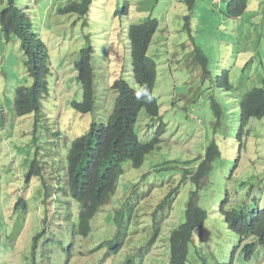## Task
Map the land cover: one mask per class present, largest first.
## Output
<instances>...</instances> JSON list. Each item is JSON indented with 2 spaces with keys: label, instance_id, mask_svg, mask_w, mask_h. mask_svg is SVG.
Returning a JSON list of instances; mask_svg holds the SVG:
<instances>
[{
  "label": "rangeland",
  "instance_id": "rangeland-1",
  "mask_svg": "<svg viewBox=\"0 0 264 264\" xmlns=\"http://www.w3.org/2000/svg\"><path fill=\"white\" fill-rule=\"evenodd\" d=\"M73 1L80 0L21 1L31 18L32 31L39 33L49 53L48 94L41 99L37 116L19 118L13 113L15 88L31 86L32 78L21 39L12 36L6 40L0 28V264H166L164 235L152 252L141 257V248L153 235L151 211L157 209L159 198L179 184L184 168L195 170L212 140L219 145L222 157L213 162L200 193V204L208 212L206 223L215 228L212 248L199 255L192 248L188 264L227 260L235 236L218 212L223 200L220 196H225L228 189L230 205L264 206V117L251 118L246 127L248 135L241 139L237 136L240 98L264 85V0H247L245 10L237 17L228 13L232 0H194L192 11L187 0H93L87 16L89 26H83V19L74 13L60 14L65 4ZM6 2L0 0V10ZM125 2L127 15H115ZM186 16L190 17L188 24ZM148 18L158 21L147 54L157 65L153 94L161 118L152 121L142 110L136 129L141 138H147L158 122H163L165 131L140 167L124 162L115 192L90 221L89 234L74 235L78 203L68 197L59 178H55H63L65 144L76 133L80 135L78 130H84L88 121H107L118 95L117 90L109 89L115 79L122 78L137 88L128 54L127 28ZM88 33L95 48V103L91 112L81 114L70 104L81 98L75 62ZM106 49L109 51L103 53ZM225 77L229 90L217 86V78ZM212 100L223 110L222 125L217 129ZM34 161L45 175L34 176L27 189L26 173ZM192 188L190 182L180 187L166 222L168 228L183 221ZM21 198L27 208L18 205L13 210ZM125 204L133 206L135 212L129 222V237L114 254L109 242L120 239L115 217L118 210L126 209ZM124 213L128 210L121 217ZM36 235L38 248L33 252ZM13 244L20 260L8 250ZM257 264H264L263 255Z\"/></svg>",
  "mask_w": 264,
  "mask_h": 264
},
{
  "label": "trees",
  "instance_id": "trees-1",
  "mask_svg": "<svg viewBox=\"0 0 264 264\" xmlns=\"http://www.w3.org/2000/svg\"><path fill=\"white\" fill-rule=\"evenodd\" d=\"M22 0H7L0 10V28L3 35L9 39L12 36L21 39V46L24 54L28 58L29 70L35 76L37 85L45 83L44 76L49 74V67L46 61L47 52L39 33L32 31L33 24L26 9L21 5ZM93 0L73 1L65 4L60 10V14L74 13L79 18L84 19V23L89 26L88 13ZM188 8L192 11L194 0H187ZM2 5V4H1ZM247 0H232L228 6L229 16H240L245 10ZM128 3L125 2L116 10L119 17L127 15ZM187 24L189 16L185 17ZM88 21V22H87ZM86 24H83L86 26ZM158 27L157 19L148 18L140 24H131L127 28L128 52L132 65V72L137 83L134 89L121 79L114 80L112 88L118 91V97L112 107L108 126L100 125L82 135L72 142V146L67 156L66 169L63 166V178L59 181L63 184V189L70 199L80 204L78 214V230L86 235L90 231L89 223L100 206L105 205L115 190V180L121 173L122 164L129 160L134 167H139L145 156L152 152L160 142V136L165 131V124L158 122L153 129V125L148 128L153 129L150 138L141 139L137 129L138 114L145 110L152 121L161 118L160 105L153 94V88L157 77V65L148 56L147 51L154 32ZM86 44L81 48L79 60L75 62L77 81L80 85L83 102L75 104V107L85 113L92 106L93 88V59L95 48L91 40V34H86ZM199 56L198 49L195 51ZM109 56L110 53H109ZM207 73V70H204ZM42 77L39 80L38 75ZM227 75V72H224ZM222 86L229 90L226 77L223 78ZM24 90V89H20ZM33 95L38 96L37 88H33ZM214 127L217 129L222 122L223 111L217 104L213 105ZM238 118L240 128L238 138L248 135L246 128L251 118L261 119L264 117V85L249 90L239 102ZM219 145L212 140L205 149L204 156L200 157L199 163L194 171L184 168L180 176L179 184L168 191L161 202L163 205L173 199L175 193L182 187L187 179L194 188L190 189V196L199 195L200 187L205 186L208 181V174L211 171L214 160L221 158ZM29 171L27 179L32 176H44V169L38 167L36 163ZM55 174H59L54 170ZM206 177V179H205ZM204 179V184L202 180ZM243 182V181H242ZM244 183V182H243ZM225 196H220V209L225 215L227 228L246 238L258 237L264 244V210L258 209L253 213L248 212V207L238 205L228 206V190ZM127 207V205L125 204ZM229 209H226V208ZM128 213H124L122 219L131 216L132 206L128 207ZM207 217V212L202 207H196L191 199L186 210V222L179 226L171 238V252L169 253L168 264H186L189 261V244L192 242L193 231L202 224ZM224 217V216H223ZM251 219V220H249ZM119 222L118 214L115 217ZM214 228V227H213ZM154 229H159L158 224ZM215 229V228H214ZM203 243V241H201ZM111 250L119 251L123 247V241L119 243L109 242ZM248 244L245 245V248Z\"/></svg>",
  "mask_w": 264,
  "mask_h": 264
},
{
  "label": "clouds",
  "instance_id": "clouds-1",
  "mask_svg": "<svg viewBox=\"0 0 264 264\" xmlns=\"http://www.w3.org/2000/svg\"><path fill=\"white\" fill-rule=\"evenodd\" d=\"M93 3V1H92ZM92 3L90 4V7L92 5ZM90 11V10H89ZM115 15H116V11H115ZM118 16V15H117ZM78 17V16H77ZM78 19H82V18H79ZM84 21V19H83ZM88 22V21H87ZM83 24H86V23H83ZM33 26V25H32ZM84 26V25H83ZM86 26H88L86 24ZM5 37V36H4ZM6 40H9L5 37ZM45 48H46V52H47V58H46V61H47V64H48V67H49V53H48V49L46 47V45L44 44V42L42 43ZM81 50V49H80ZM109 51V49H106L105 51H103V53H107ZM24 53V51H23ZM80 54H81V51L79 52V58H80ZM129 54V52H128ZM25 55V54H24ZM111 57V56H110ZM79 60V59H78ZM94 68V67H93ZM76 70V69H75ZM28 71H29V65H28ZM30 76L32 78V84L31 86H17L15 88V91H14V97H12V109H13V113L16 117H19V118H24V117H28L30 115H34V116H37L38 115V112H39V109H40V104H41V99L43 97H45V95L48 94V74L44 76V79H45V83L41 84V85H37L38 83H36L34 80L36 79L35 76L32 75L31 71H30ZM41 74L38 75V78L39 80H41ZM93 76H94V72H93ZM117 79H121V78H117ZM115 79V80H117ZM227 81L228 82V77H226ZM76 81H77V72H76ZM114 82V81H113ZM113 82L112 84L110 85L109 89L113 90L114 88H112V85H113ZM224 81L217 78V86L222 89V90H225L224 87L222 86V83ZM78 83V81H77ZM229 84V83H228ZM79 85V83H78ZM33 88H37V92H38V96L33 95ZM79 88H80V85H79ZM14 89V88H13ZM20 89H24V90H20ZM116 90V89H114ZM13 91V90H12ZM81 91V89H80ZM118 97V95H117ZM117 97L114 99V102L112 104V107L114 106V103L117 99ZM241 100V98H240ZM83 102V97L81 96L80 100H73L70 104V108L74 109L76 112L78 113H81V114H86V113H89L93 110L94 108V103H95V93H92V106H91V109L89 111H86L85 113H83L82 111H79L76 107H75V104H81ZM214 104H217L219 105L220 103H218L217 101H214L212 100V103H211V106H212V110H213V105ZM221 106V105H220ZM222 108V107H221ZM112 110V108H111ZM223 111V110H222ZM214 112V111H213ZM238 112H239V106H238ZM110 114H111V111H110ZM110 114L108 116V119L106 122H96V121H88V123L85 125V128L84 130H78L80 131V135L76 136L78 133L75 134V136H73L68 142H66L65 144V150H66V153H65V159H66V163L64 165V168L66 169V165H67V156L69 155V152H70V149H71V146H72V142L77 139L78 137L82 136V135H85V134H88L90 131H92L93 129L97 128L98 126L100 125H103V126H108V123H109V117H110ZM239 114V113H238ZM139 116V114H138ZM223 116V115H222ZM151 119V118H150ZM238 119V125H239V128H240V122H239V118ZM221 125H222V122H221ZM220 125V127H221ZM156 127V126H155ZM154 127V128H155ZM218 127V128H220ZM215 129V127H214ZM239 131V129H238ZM138 132V131H137ZM55 134H57V132H55ZM140 138L142 137L140 135V133L138 132ZM150 136V135H149ZM147 137V139H149L150 137ZM237 136H238V133H237ZM141 139H145V138H141ZM212 142V141H211ZM216 143V141H215ZM217 144V143H216ZM218 145V144H217ZM145 158L146 156L144 157L143 159V162L141 163V165L144 163L145 161ZM127 161V160H125ZM124 161V162H125ZM216 161V160H214ZM213 161V162H214ZM123 162V164H124ZM128 162L130 163V165L132 167H134L131 162L128 160ZM34 163H36V165L38 167L39 164L37 161H34L30 164L29 166V170L28 172L26 173V179H25V186L26 188L28 189L31 185V181H32V177H30L29 179H27V176L29 174V171L32 169V167L35 165ZM123 164H122V168H121V173L117 176L116 180H115V189H116V184H117V181L119 179V177L123 174L124 172V168H123ZM140 165V166H141ZM213 165V164H212ZM139 166V167H140ZM134 168H138V167H134ZM209 175L207 176V178H209ZM231 177V175H229V178ZM189 182V179H187V181L185 183ZM204 182V179L202 180V183ZM204 184V183H203ZM176 187V186H175ZM173 187V188H175ZM173 188H171L169 191H172L174 190ZM202 188L203 187H200V191H199V195H196V196H190V190H189V196H188V199L185 203V208H184V219L183 221H181L177 226H175L174 228L170 229L166 226V222L169 220L170 216H171V212H172V208H173V204L175 202V199L176 197L178 196L179 192H180V189L175 193L173 199H171V201H167L165 202L163 205H161V202L163 201V199L165 198L166 194L164 196H162L161 198H159V201L157 202V209L156 210H152L151 211V214H152V223H153V235L150 239V241L141 248L140 252H141V257L142 259L148 255L150 252H152L153 248H154V245L156 244V242L159 240V238L164 235L167 237V246H168V257H167V263L168 264V260H169V253L171 252V238L173 236V232H175V230L181 226L183 223L186 222V210H187V207H188V203L189 201L192 199L194 201V204L196 207L200 206L202 207L203 209H205L201 204H200V193L202 191ZM228 190V189H227ZM115 192V190H114ZM113 192V193H114ZM113 195V194H112ZM111 195V196H112ZM110 196V197H111ZM227 199H228V206L231 207L230 205V200H229V191H228V195H227ZM73 202H76L78 203L77 201L71 199ZM18 205H21L22 209H26L27 208V203L24 199H20L18 200L15 205L13 206V210H15L17 208ZM125 206V205H124ZM130 205H127L126 209H120L117 211V214L119 216V222H118V226H117V229H116V234L119 235L120 239L119 241L117 242V240H115V242L119 243L120 241H123V246L125 244V242L127 241L128 237H129V222L131 220V217L133 215V213L135 212L134 211V207L133 209L131 210V216H129V219H128V222L127 224L125 223V220L122 219L121 217V214L123 213L124 210H128V207ZM78 207H79V211H78V214L80 212V204L78 203ZM104 206H100L98 211L103 208ZM244 208H247L245 206H242ZM226 209H229L228 207ZM248 212L250 213H253V209H255L254 211L257 212L258 209H261V210H264V206H257L255 208H250L248 207ZM206 210V209H205ZM97 211V212H98ZM96 212V213H97ZM207 212V210H206ZM218 212L220 213L221 217L223 218V221L225 223V215L223 213V211L220 209V207L218 208ZM96 213L94 214V216L96 215ZM208 213V212H207ZM93 216V217H94ZM224 216V217H223ZM93 217L91 218V220L93 219ZM206 219L207 217L205 218V220L203 221L202 224L198 225V228H196L194 231H193V234H192V242L189 244V254H188V257L189 255L191 254V252L193 251L192 248H194V252L199 255L201 252H204L206 250H210L212 248V240H213V232H214V228L213 227H209L206 223ZM251 220V219H249ZM77 223H78V220L76 223H74L73 225V231L72 233L74 235H79V236H86V235H83L79 232L78 230V226H77ZM158 224L159 226V229L155 230L154 229V226ZM226 225V223H225ZM89 226H90V230H91V222L89 223ZM227 228V226H226ZM227 230L229 232H231L228 228ZM19 231V230H17ZM90 232V231H89ZM233 233V232H231ZM172 234V236H171ZM234 236H235V241L233 242V245H232V248H231V251L229 253V256L227 258V260L225 261H218L217 264H257L258 263V260L260 258L261 255L264 256V244H262L258 237L255 236L253 238H246V237H241L235 233H233ZM1 235V234H0ZM8 239L10 238L9 235H7ZM193 237H195L196 239H193ZM201 241H203V243H201ZM248 244L245 248V245ZM33 248H32V251L33 252H36L37 251V235L33 237ZM15 245L13 244L12 245V248L8 249V250H13L16 255H17V260H20L19 258V253L18 251L15 250ZM123 247L121 246V248L119 249V251L122 249ZM7 251V250H6ZM119 251L117 252H114L112 250V252L114 254L118 253ZM71 259V254L69 253L67 255V258H66V261L69 262ZM126 264H131L130 261H128ZM186 264H188V261L186 262Z\"/></svg>",
  "mask_w": 264,
  "mask_h": 264
}]
</instances>
